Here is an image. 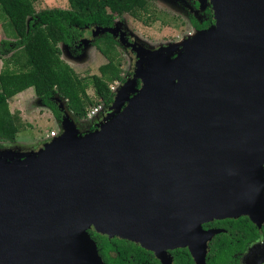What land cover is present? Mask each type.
<instances>
[{
    "label": "water",
    "instance_id": "obj_1",
    "mask_svg": "<svg viewBox=\"0 0 264 264\" xmlns=\"http://www.w3.org/2000/svg\"><path fill=\"white\" fill-rule=\"evenodd\" d=\"M213 1L188 47L129 42L134 77L94 129L64 111L38 150L0 148V264H106L91 229L159 253L264 219V0Z\"/></svg>",
    "mask_w": 264,
    "mask_h": 264
},
{
    "label": "trees",
    "instance_id": "obj_2",
    "mask_svg": "<svg viewBox=\"0 0 264 264\" xmlns=\"http://www.w3.org/2000/svg\"><path fill=\"white\" fill-rule=\"evenodd\" d=\"M39 0H0V9L9 23L13 39L0 41V55L4 65L0 71V139L15 141L22 129L21 117L12 112L9 100L18 93L33 87L41 101L58 120L62 110L55 97L62 98L78 119H87L90 108L98 103L109 106L115 96L110 83L125 81L122 59L116 42L107 34L96 44L107 62L99 73L80 76L62 58L60 43L73 44L83 35L85 26L110 27L115 18L129 13L143 18L148 12V0H69V8L36 10ZM93 87L96 101L89 93ZM94 119V118H93ZM94 129V126H91ZM96 240L99 253L107 264H128L132 247L137 254L142 247L127 239L110 238L89 230Z\"/></svg>",
    "mask_w": 264,
    "mask_h": 264
},
{
    "label": "rangeland",
    "instance_id": "obj_3",
    "mask_svg": "<svg viewBox=\"0 0 264 264\" xmlns=\"http://www.w3.org/2000/svg\"><path fill=\"white\" fill-rule=\"evenodd\" d=\"M150 2L152 3L151 5H153L151 6V10L155 11V15L142 13L143 18L139 19L125 13V17L116 22L117 34H114V36L119 37V45H117V49L121 53L123 73L129 76L128 80L134 77L138 60L137 55L135 58V56L131 54V51H129L130 45H127L129 42L137 43L138 46H144L151 50H157L161 47L173 45L180 40L182 41L184 38H189L195 33L194 31H190L192 29H190L189 25L185 28V22L181 24L180 21L179 23L175 21L177 23H174L163 18L164 10H162V8L160 9L155 2H152L151 0ZM161 2L162 1L159 0V3ZM35 7L38 11L56 7L69 8L70 2L69 0H39L35 3ZM158 11L162 12L160 13V18ZM169 19L172 20L171 18ZM181 25H183L184 28ZM96 27L93 28V31H96ZM8 29H10L9 23L0 9V41L5 38L13 39L11 34H9ZM129 32L134 39L132 41L127 38ZM96 34H94V36ZM121 36H124L128 41L123 42ZM87 37V43H85L84 47L81 49L82 51L80 55H74L66 44L60 43L62 58L82 77L99 73V67L107 62V58L100 53L96 46H94L90 34H87ZM3 65L4 60L0 55V71ZM88 93L96 101L99 100L93 87L88 88ZM58 98L61 100L64 111H68L71 118L76 121L78 129H81L82 131L90 130L89 126L93 125L96 120H100L97 119V117H94L92 121H88L85 118L78 119L68 109L66 102L62 98ZM9 104L11 111L18 113L21 117L23 126L14 142L0 139L1 149L9 147L14 148L19 152H29L35 147H38L35 149L38 150L46 141L50 140L48 139L50 130L55 129L59 134L61 133L62 121L55 117L49 107L41 103V100L39 96L36 95L33 87L12 97L9 100ZM110 105L111 106L108 108L110 111H104V116L118 108V103L113 102ZM106 107L107 105H104V108Z\"/></svg>",
    "mask_w": 264,
    "mask_h": 264
},
{
    "label": "flooded vegetation",
    "instance_id": "obj_4",
    "mask_svg": "<svg viewBox=\"0 0 264 264\" xmlns=\"http://www.w3.org/2000/svg\"><path fill=\"white\" fill-rule=\"evenodd\" d=\"M151 1L155 2L160 9L162 8V10L165 11H163V18L174 23H179L180 21V23L183 24L185 22V28L189 25L190 29H192L190 31L195 32L191 37L198 34L197 32L199 30L207 29L215 23L213 0H161V3H159V0ZM151 4L150 0H148L149 10L148 12L144 11L143 13L155 15V11L151 10V6H153ZM160 13L162 12H159V18ZM124 17V14L116 17L110 27L116 26V22ZM181 26L183 27V25ZM94 27H96V25L85 26L83 35L78 40L73 44H64L68 46L69 50L74 55H80L82 51L81 49L85 44L83 43V39L88 38L87 34H90L92 42L98 50L99 48L96 44L97 39H106L107 34H110L116 42L115 45H119V37L114 36L110 32H96L97 34L94 36ZM127 38L130 41L134 40L130 32L127 34ZM129 51H131V54L136 58L137 51L134 50L132 46H129ZM100 53L102 54L101 51ZM123 77L125 78V81L129 78V76L124 73ZM138 83L141 85L140 81H138ZM55 99L58 102L60 109L63 111V115L64 107L61 105L60 99L57 96ZM41 103L45 105L42 101ZM109 106L106 108L103 107L95 117H97V119H102L105 115L104 111H110L108 109ZM96 123L97 120L93 125L89 126L90 129L91 126H94ZM37 148L35 147L33 150ZM202 228L204 231L214 232H212L213 234L211 238L206 241L205 246L202 248L197 245V241L193 242L191 244L193 250L190 245H185L167 247L162 252L157 253L146 246L129 240L142 247V250L139 251L141 254L138 255L136 248L132 247L129 251V256L127 257L128 264H264V219L257 222L246 214L239 217L214 218L204 222Z\"/></svg>",
    "mask_w": 264,
    "mask_h": 264
},
{
    "label": "built area",
    "instance_id": "obj_5",
    "mask_svg": "<svg viewBox=\"0 0 264 264\" xmlns=\"http://www.w3.org/2000/svg\"><path fill=\"white\" fill-rule=\"evenodd\" d=\"M121 85V81L119 80H115L113 82L110 83V88L111 90L115 93L117 88H119V86ZM104 107V104L102 103H98L95 106H93L92 108L89 109L88 111V118L89 119H93L97 113H99ZM59 135V132L55 129L50 130V133L48 135V139H51L53 137H57Z\"/></svg>",
    "mask_w": 264,
    "mask_h": 264
},
{
    "label": "bare ground",
    "instance_id": "obj_6",
    "mask_svg": "<svg viewBox=\"0 0 264 264\" xmlns=\"http://www.w3.org/2000/svg\"><path fill=\"white\" fill-rule=\"evenodd\" d=\"M213 5L215 6V2L214 1H213ZM198 34H196L195 36L191 37L190 40H188V39L182 40L180 42L181 46L188 47L191 43H193L197 39V37H198L197 35Z\"/></svg>",
    "mask_w": 264,
    "mask_h": 264
},
{
    "label": "crops",
    "instance_id": "obj_7",
    "mask_svg": "<svg viewBox=\"0 0 264 264\" xmlns=\"http://www.w3.org/2000/svg\"><path fill=\"white\" fill-rule=\"evenodd\" d=\"M21 93V92H20Z\"/></svg>",
    "mask_w": 264,
    "mask_h": 264
}]
</instances>
